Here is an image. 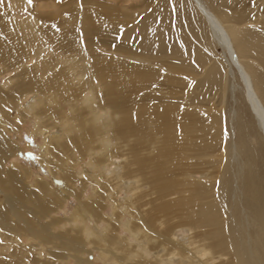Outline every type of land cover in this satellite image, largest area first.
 I'll return each instance as SVG.
<instances>
[{"label": "bare ground", "instance_id": "obj_1", "mask_svg": "<svg viewBox=\"0 0 264 264\" xmlns=\"http://www.w3.org/2000/svg\"><path fill=\"white\" fill-rule=\"evenodd\" d=\"M25 1L0 0V264H264V0Z\"/></svg>", "mask_w": 264, "mask_h": 264}, {"label": "rangeland", "instance_id": "obj_2", "mask_svg": "<svg viewBox=\"0 0 264 264\" xmlns=\"http://www.w3.org/2000/svg\"><path fill=\"white\" fill-rule=\"evenodd\" d=\"M25 2H26V6H27L26 8L33 7V3L32 4H29L28 3V0H26ZM222 2H221V0H217L216 1V3H217L216 5L217 6H220L222 4ZM215 52L218 53L219 51L217 49H215ZM0 81H1V79H0ZM238 94H241V93L240 92L236 93V95H238ZM239 96H240V98H242L241 95H239ZM243 102L245 103V101H243ZM30 130H31V125L28 122H26L23 125V129H22L23 132L21 131V133H20L21 134V139L20 140H22L21 141V143H22L21 145L23 147H25V148H27L29 146V149H27L26 150V153L23 154V156L21 157L22 160L24 161L23 164L26 165L27 167L32 168L34 172L41 173V176L42 177L48 179L47 177L49 175L47 174V169L40 167L39 163L36 160L37 155H38V145L40 143V140L39 139H36V140L35 139L34 140L31 139V137L29 135ZM54 186H55V188H57L58 187V182H55V185ZM88 193H87V195H88ZM74 204H75L74 200L73 199H70L69 202H68V204H67V208H66L67 213H70L72 211ZM253 238H255V237H253ZM254 242L255 241H253V243ZM254 262H257V259H255Z\"/></svg>", "mask_w": 264, "mask_h": 264}, {"label": "snow or ice", "instance_id": "obj_3", "mask_svg": "<svg viewBox=\"0 0 264 264\" xmlns=\"http://www.w3.org/2000/svg\"><path fill=\"white\" fill-rule=\"evenodd\" d=\"M34 2V0H28L29 4H32ZM57 2H60V0H57Z\"/></svg>", "mask_w": 264, "mask_h": 264}]
</instances>
